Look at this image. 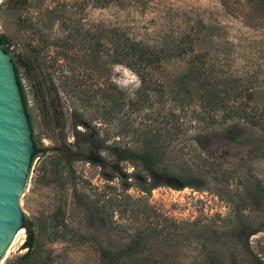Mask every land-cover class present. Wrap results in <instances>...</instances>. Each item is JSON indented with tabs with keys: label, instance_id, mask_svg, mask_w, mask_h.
Here are the masks:
<instances>
[{
	"label": "rangeland",
	"instance_id": "374dc122",
	"mask_svg": "<svg viewBox=\"0 0 264 264\" xmlns=\"http://www.w3.org/2000/svg\"><path fill=\"white\" fill-rule=\"evenodd\" d=\"M0 35L13 63L37 53L42 65V93L35 74L19 72L33 137L45 150L32 162L20 209L43 259L100 264V249L117 250L154 226L175 234L158 259L264 262V130L239 123L240 136L228 139L235 121L207 106L200 87V73L214 68V82L231 86L220 95L226 111L240 100V87L253 93L241 98L255 115H264V13L247 10L244 0H0ZM125 39L163 61L117 62ZM77 132L132 149L152 142L166 178L152 189L132 162L120 163V172L80 159L53 166L55 149L76 150ZM190 177L201 186L168 185ZM240 220L259 231L248 248L233 237ZM21 230L0 264L27 252L28 231Z\"/></svg>",
	"mask_w": 264,
	"mask_h": 264
},
{
	"label": "trees",
	"instance_id": "16d2710c",
	"mask_svg": "<svg viewBox=\"0 0 264 264\" xmlns=\"http://www.w3.org/2000/svg\"><path fill=\"white\" fill-rule=\"evenodd\" d=\"M26 1V0H24ZM247 6V10H252L255 13H264V0H244ZM186 40H190L189 37H186ZM192 44V43H190ZM0 46H2L5 52H8V41L4 36L0 35ZM117 47V46H116ZM120 51L118 53L123 57L121 60H117V62L122 61H134L142 66H157L159 65L164 58L160 56V53L157 51H152L149 48L143 47L138 43L131 42L128 39H125L122 44H120ZM187 53L184 50L183 54ZM39 54L33 53L29 54L27 57L18 56L13 63L14 72L16 75L17 84L19 86V90L21 93L22 101L26 110V114L28 117V121L31 127V122L29 115L27 113V97L24 91L23 85L20 79L19 67L23 68L28 75H36V87L37 91L42 93L44 90V80L40 77V70L42 65L39 63ZM135 59V60H134ZM126 63V62H123ZM208 72V73H207ZM216 73L214 68L209 69L208 71H204L200 74L203 75V81L200 83V87L203 88V97L207 98L206 105L213 106L214 108H218L223 110V119L226 121L228 118H232L235 122L225 130V136L228 139L238 138L241 134V129L239 123L248 124L252 127L260 128L264 130V115L256 116L253 112L254 107H251L243 97L246 92L248 100L251 99L252 92L250 89H244L238 87L236 91L238 100L233 107L234 109H230L226 111L224 103L226 101L225 97H221L223 92H226L231 86H226L229 84L226 82H222V84H217L214 82L213 76L211 73ZM207 73V74H206ZM210 73V74H209ZM191 75L182 76L180 82H185V78H190ZM215 77H219L215 75ZM192 80H199L200 77L191 78ZM188 83V82H187ZM227 88V89H226ZM240 88V90H239ZM205 95V96H204ZM243 95V96H241ZM258 105V103L256 104ZM258 109V108H257ZM264 114V113H262ZM155 140V137H154ZM34 153L32 155V160L39 154L43 153L45 150L41 148L38 143L34 140L32 135ZM155 142V141H154ZM76 150H62L61 148L55 149L58 156H55L51 159V163L53 166L57 165L60 161L68 162L71 164L73 161L78 159L80 160H88L97 166L106 168L112 167L114 170L120 172L119 165L122 162H132L137 167H139L142 173L148 175L152 181L151 187L154 189L155 187L160 186V180L166 178L163 176V172L161 168L163 164L162 152L161 148L153 146L152 142L147 143L141 148L132 149L129 147H123L116 144H107L105 140H101L95 136L94 132L92 133H79L77 132L76 136ZM83 146L84 148H80ZM80 149V150H77ZM83 149V150H81ZM85 151V152H84ZM102 153H107L109 157L113 159V162H108L106 158L103 157ZM65 155H69L67 158H64ZM47 164L48 161L44 160V164ZM123 175V174H122ZM141 175V174H140ZM123 176L126 177L124 174ZM139 177V176H138ZM141 177V176H140ZM142 178V177H141ZM139 181V180H138ZM142 181V182H141ZM139 182L140 187H143V184L146 183V180H141ZM168 184L174 189L180 190L185 187H196L199 188L202 184V181L197 178H187L186 181L176 182L174 180H168ZM174 181V182H173ZM144 189V188H142ZM23 227L27 228L28 236L25 242L27 252L23 255L16 256L14 259L8 261L7 264H53L52 260L48 257L43 259V252L39 250L36 245L33 233L30 228L26 227L25 223ZM258 230H254L250 228L244 221L240 220L238 226L235 228L233 232V237L239 240H243L246 243V247L248 248V240L249 238L258 233ZM164 235V236H163ZM175 234L173 232H165L164 229L158 227H147L144 230H137L132 236L131 240L124 244L121 248L117 250H99V261L100 264H175L174 260L169 257H165L163 259H158L155 254L158 251V248L165 242L169 243L172 237ZM194 237V233L190 231L188 233V238ZM169 248V246H167ZM172 248V247H171ZM166 251V248H164ZM251 258L250 264H264L263 260L260 258L253 257ZM205 264H221L220 260H215L213 256H209L204 262Z\"/></svg>",
	"mask_w": 264,
	"mask_h": 264
},
{
	"label": "water",
	"instance_id": "95a60500",
	"mask_svg": "<svg viewBox=\"0 0 264 264\" xmlns=\"http://www.w3.org/2000/svg\"><path fill=\"white\" fill-rule=\"evenodd\" d=\"M33 153L32 130L13 62L0 46V263L23 228L20 198L28 186Z\"/></svg>",
	"mask_w": 264,
	"mask_h": 264
},
{
	"label": "flooded vegetation",
	"instance_id": "af4514ba",
	"mask_svg": "<svg viewBox=\"0 0 264 264\" xmlns=\"http://www.w3.org/2000/svg\"><path fill=\"white\" fill-rule=\"evenodd\" d=\"M27 113H28V115H29L30 122H31V127H32V129H33V124H32V117H31V114H30V112H29L28 105H27ZM32 135H34V130H32ZM33 138H34V137H33ZM34 140H35V139H34Z\"/></svg>",
	"mask_w": 264,
	"mask_h": 264
},
{
	"label": "bare ground",
	"instance_id": "6f19581e",
	"mask_svg": "<svg viewBox=\"0 0 264 264\" xmlns=\"http://www.w3.org/2000/svg\"><path fill=\"white\" fill-rule=\"evenodd\" d=\"M23 234V231L22 230H20L19 231V233H18V235H22ZM16 236V235H15ZM14 240V239H13ZM13 242V241H12ZM8 252V250L6 251V253ZM6 255V254H5Z\"/></svg>",
	"mask_w": 264,
	"mask_h": 264
}]
</instances>
